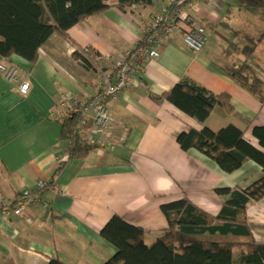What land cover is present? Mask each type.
Returning a JSON list of instances; mask_svg holds the SVG:
<instances>
[{
  "label": "crops",
  "instance_id": "1",
  "mask_svg": "<svg viewBox=\"0 0 264 264\" xmlns=\"http://www.w3.org/2000/svg\"><path fill=\"white\" fill-rule=\"evenodd\" d=\"M172 1L152 0V6L123 12L114 8L119 0H106L110 9L72 27L70 40L54 34L40 49L36 64L16 55L10 58L30 88L23 95L0 75V202H16L40 181L55 187L42 193L44 203L31 204L21 215L9 211L0 216V264H49L52 259L105 264L117 253L101 234L112 216L141 227L151 245L168 231L163 205L188 199L217 216L223 207L217 189H245L263 176L253 161L225 173L198 150L184 151L177 142L180 133L192 128L218 131L232 124L246 130V139L261 148L253 129L264 126V106L216 64L240 65L244 56L229 48L239 39L246 45L244 36L262 39L257 50L264 45V21L258 17L264 16V7H243L240 0H191L194 6L182 7L181 27L205 28V49H189L180 31L163 39L159 57L134 75L133 86L119 100L108 102L116 120L113 133L98 131L90 110L76 130L81 140L96 141V148L85 158L69 160V145L62 138V95L86 102L100 91V75L114 80V60L137 47L146 27ZM87 48L97 55L96 60L89 56L95 70L75 55ZM256 53L247 63L264 80V60L258 62ZM184 79L215 95H230L235 113L228 115L217 106L201 121L152 98ZM247 219L255 240L264 244V198L248 205Z\"/></svg>",
  "mask_w": 264,
  "mask_h": 264
},
{
  "label": "trees",
  "instance_id": "2",
  "mask_svg": "<svg viewBox=\"0 0 264 264\" xmlns=\"http://www.w3.org/2000/svg\"><path fill=\"white\" fill-rule=\"evenodd\" d=\"M106 0H0V63H10L19 56L36 64L40 49L54 34L69 39V30L85 19L102 14L109 6ZM174 0L168 7L169 16L178 12L188 1L177 5ZM243 7H264V0H240ZM152 0H119L114 8L127 11L136 6H152ZM234 37L240 33L231 30ZM238 40V39H237ZM231 44L245 59L240 65H219L221 70L251 93L264 106V80L260 78L247 59L254 57L262 39L243 37ZM91 58H97L89 49ZM78 59H83L78 55ZM158 102L171 103L187 116L206 121L215 107H221L228 115L235 108L228 94L215 95L199 84L184 79L163 95H152ZM81 117H66L62 138L69 145V160L85 158L91 151L81 142L77 126ZM253 135L260 149L246 139V130L228 125L218 131L205 127L180 133L177 142L184 151L198 150L217 163L225 173L239 170L246 162L253 161L263 170V176L248 188H222L216 193L223 198V207L212 216L188 199L163 205L168 220V231L153 244L145 242L146 232L129 224L121 216L114 215L103 228L102 236L117 248V253L105 264H264V244H259L247 219L249 204L264 198V126H256ZM51 183V182H50ZM240 250L237 256L236 250ZM238 253V252H237ZM49 264H64L52 259Z\"/></svg>",
  "mask_w": 264,
  "mask_h": 264
},
{
  "label": "built area",
  "instance_id": "3",
  "mask_svg": "<svg viewBox=\"0 0 264 264\" xmlns=\"http://www.w3.org/2000/svg\"><path fill=\"white\" fill-rule=\"evenodd\" d=\"M183 3V0L176 2L177 5ZM186 6L192 7L194 6V2L188 1L183 7ZM181 14L178 11L169 16V9L164 8L162 14L156 18L154 24L146 27L137 47L114 60L115 79L113 80L106 74L100 75L98 77L100 91L87 99L86 102L71 95H62L61 105L66 109L65 116L73 117L79 115L82 123L89 111L92 110L97 130L106 135H111L116 120L107 107L108 102L119 100L121 94L133 86L134 75L143 70L147 63L159 57L158 45L163 39L168 37L172 32L180 31L183 35V42L189 49L196 53L202 52L205 49L207 44L205 28L191 27L183 29L181 27V23H183ZM81 54L84 59H81L82 64L95 70V62L89 57L88 50L82 51ZM0 75L9 84L17 85L21 94L26 95L29 91L30 84L27 80H21L20 70L17 65L13 63H0ZM125 138L124 136L123 140ZM81 142L88 144L91 150L96 148L97 145L96 141L86 142L81 140ZM54 187L50 182L40 181L35 189L24 190L16 202L1 201L0 216L7 215L9 211L15 215H21L31 204L44 203L41 200L42 193Z\"/></svg>",
  "mask_w": 264,
  "mask_h": 264
},
{
  "label": "rangeland",
  "instance_id": "4",
  "mask_svg": "<svg viewBox=\"0 0 264 264\" xmlns=\"http://www.w3.org/2000/svg\"><path fill=\"white\" fill-rule=\"evenodd\" d=\"M169 9V8H168ZM169 12H170V10H169ZM262 21H264V16L263 15H260V16H258ZM233 44H236V43H233ZM261 44V43H260ZM86 50H88V48L86 49ZM84 51V50H83ZM256 58H257V61L258 62H262L263 60H264V45H261L260 47H259V49L257 50V53H256ZM243 59H245V58H243ZM248 60V59H247ZM51 184H53V183H51ZM238 251V250H237ZM237 251H236V254H237Z\"/></svg>",
  "mask_w": 264,
  "mask_h": 264
}]
</instances>
